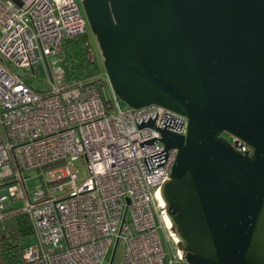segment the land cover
<instances>
[{"label": "built area", "instance_id": "built-area-1", "mask_svg": "<svg viewBox=\"0 0 264 264\" xmlns=\"http://www.w3.org/2000/svg\"><path fill=\"white\" fill-rule=\"evenodd\" d=\"M0 0L1 211L22 200L32 233L24 256L43 264H101L119 247V264L184 263L160 195L176 147L160 128L184 134L187 119L163 105L122 106L105 75L96 85H67L59 61L66 37L86 33L77 0ZM44 77L47 87L25 80ZM235 149L250 147L235 135ZM86 166L81 175L74 161ZM43 172L30 193L28 171Z\"/></svg>", "mask_w": 264, "mask_h": 264}, {"label": "water", "instance_id": "water-1", "mask_svg": "<svg viewBox=\"0 0 264 264\" xmlns=\"http://www.w3.org/2000/svg\"><path fill=\"white\" fill-rule=\"evenodd\" d=\"M80 2L116 96L187 119L159 129L177 148L160 195L185 262L264 264V0Z\"/></svg>", "mask_w": 264, "mask_h": 264}, {"label": "trees", "instance_id": "trees-1", "mask_svg": "<svg viewBox=\"0 0 264 264\" xmlns=\"http://www.w3.org/2000/svg\"><path fill=\"white\" fill-rule=\"evenodd\" d=\"M59 61L64 68V80L67 85L81 82L92 83L100 90L106 87L105 72L95 58L87 33L66 37L62 42ZM222 133L229 135L227 132ZM6 183L8 181H1L0 187ZM31 233V221L21 205L13 206L10 203L9 207L3 209L0 215V264H43L40 259L29 260L23 254Z\"/></svg>", "mask_w": 264, "mask_h": 264}, {"label": "rangeland", "instance_id": "rangeland-1", "mask_svg": "<svg viewBox=\"0 0 264 264\" xmlns=\"http://www.w3.org/2000/svg\"><path fill=\"white\" fill-rule=\"evenodd\" d=\"M77 2L80 4V0H77ZM86 33L88 34V36H89V38H90V40L92 42L95 58H96L97 62L99 63L102 71H104V68H103V65H102V59H101V55H100L99 49L97 47V43H96L95 38L92 35L88 25L86 27ZM17 71L19 73H21V74L26 72L25 70H22V69H17ZM26 73H28V72H26ZM41 75H43V74L41 73ZM41 75H36V76L32 77L28 73L23 78L34 89L43 90V89H45L47 87V83L45 82L44 77L41 76ZM107 91L108 90L105 87L102 88V94H103V96L105 98H108V95H109ZM119 102H120V104L122 106H126V104L123 101H121L120 99H119ZM229 137H230V135H229ZM74 163L78 167L77 169H78L79 173L82 175L85 172L86 166L84 164H82L79 161V159L75 160ZM25 173H26L25 185L28 188L29 192L31 193L32 190L35 189L36 186H38L41 183V176L43 175V172H41L39 170H31V171H28V172H25ZM10 201H11L10 203L13 206H18V205H21L23 203L22 200L19 199V198L18 199H13L12 198ZM120 255H121V252H120V249L118 247L116 249V252H115L114 256H113V260H112L113 264H119L120 263ZM109 261H110V253L107 254L106 258L104 259V261L101 264H108ZM172 264H188V263H186V262L180 263V262H176L175 261Z\"/></svg>", "mask_w": 264, "mask_h": 264}, {"label": "flooded vegetation", "instance_id": "flooded-vegetation-1", "mask_svg": "<svg viewBox=\"0 0 264 264\" xmlns=\"http://www.w3.org/2000/svg\"><path fill=\"white\" fill-rule=\"evenodd\" d=\"M222 135H223L224 137H228V138H229V135L226 134V133H222Z\"/></svg>", "mask_w": 264, "mask_h": 264}]
</instances>
